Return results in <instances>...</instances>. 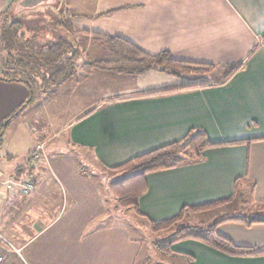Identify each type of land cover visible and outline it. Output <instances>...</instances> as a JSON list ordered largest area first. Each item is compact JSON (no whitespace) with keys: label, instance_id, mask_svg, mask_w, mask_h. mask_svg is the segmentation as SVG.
I'll return each mask as SVG.
<instances>
[{"label":"crops","instance_id":"1","mask_svg":"<svg viewBox=\"0 0 264 264\" xmlns=\"http://www.w3.org/2000/svg\"><path fill=\"white\" fill-rule=\"evenodd\" d=\"M47 9L55 15L51 19ZM7 10L14 12L11 21L24 12L35 13L21 23L30 28L25 26L26 41L37 53L60 39L54 30L62 29L64 20L86 37V49L98 55L97 60L106 59L108 51L93 42L94 32L121 36L150 54L168 51L176 59L213 64L214 69L242 65L223 86L153 97L141 95L216 79L141 87L128 84L120 75L124 73L89 66L90 60L83 57L71 79L47 92L36 85L33 99L26 84L0 78V127L18 110L11 120L30 119L23 113L61 87L78 89L83 68L98 85L95 94L85 86L78 95L91 98L90 104L51 137L37 142L45 149L49 140L68 133L67 149L45 153L31 166L37 178L34 189L28 194L19 187L0 190V213L4 211L6 218L9 213L2 206H20L17 253L23 264H139L141 241L130 227L116 222L125 210L111 186L121 180L112 182L102 171L85 170L92 163L83 150L101 169L112 172L134 156L182 140L194 128L204 129L215 143L240 142L207 149L201 162L146 174L147 191L139 198L140 213L134 209L135 213L149 224L173 217L184 206L232 198L221 209L237 199L244 208L248 200L251 210L245 214L264 220V0H0V24ZM40 21L55 24L54 30L35 32L31 23ZM5 57L0 41V77ZM15 121L6 124L1 136L0 151L4 149L8 158L12 155L6 145L17 132ZM25 125L30 134L36 133L35 126ZM1 164L0 180L28 174L19 173L27 163H6L4 168ZM251 211L256 212L254 218ZM226 216L237 214L222 217ZM216 229L236 244L264 247V221L228 220ZM171 248L193 256L191 262L184 259L186 264H264V255L232 256L192 238Z\"/></svg>","mask_w":264,"mask_h":264},{"label":"trees","instance_id":"2","mask_svg":"<svg viewBox=\"0 0 264 264\" xmlns=\"http://www.w3.org/2000/svg\"><path fill=\"white\" fill-rule=\"evenodd\" d=\"M1 17L0 41L2 53H5L6 56V68L0 77L1 79L18 81L26 84L30 90L29 98L33 99L35 98V91L37 89L35 84L31 81V76L34 74L39 76L41 71L46 72L45 74H40L43 77L42 86L40 87L43 92L51 91L52 88L50 89V86L55 88L74 76L77 59L82 58L83 55L79 56L78 54V56L75 57H71L70 55L65 59V54L69 52L68 49H74L72 52L75 51L78 53L80 49L78 48L79 46L74 48L75 46L73 43L67 42L66 44L64 42L62 44L63 46L58 44L41 53L34 52L27 44L26 32L23 26L19 25L17 22L11 21L12 18H14L13 10L3 12ZM67 24L71 27L70 22ZM93 41L99 42L107 48L108 57L103 60L87 61L86 63L102 71L142 75L152 69H158L159 71H166L178 77L185 75L187 77L195 76L196 78H203V76L209 74V72L216 67L209 63L176 59L168 51L150 54L121 36L94 32ZM68 45L69 47L67 48ZM241 67L242 65L230 68L222 66L221 68L225 69V73L221 78L212 82L189 84L178 88L151 91L141 96H162L181 91L194 90L199 87L223 86L230 81ZM17 112L5 120L0 127V144L6 124ZM238 142L240 141L215 143L210 140L208 133L204 129L194 128L191 129L182 140L174 141L134 156L127 162L112 168L113 171H121L120 173L122 176L121 181L113 182L111 186L118 197V204L121 207H133L140 213L139 198L147 191V185L144 180L146 174L201 162L205 159L204 153L207 149L218 145L234 144ZM32 169L33 167H28V164H26L22 169H19V173ZM231 199L232 198H227L184 206L173 217L161 221L150 220L149 225L154 231L166 230L169 228L173 229L175 237L169 244L170 249L173 243L192 238L232 256L264 255L263 246L236 244L228 237L218 233L216 229L219 223L228 220L243 221L248 224L264 221L259 218L251 219L248 215L226 216L217 219L212 224L200 226V228L204 230V234H194L187 231L188 229L198 227L197 225L185 226V223L183 224V222L188 219V215L210 210L218 205L229 202ZM170 251L180 255L183 259H186L187 262L193 260V256L190 254L176 253L172 249Z\"/></svg>","mask_w":264,"mask_h":264},{"label":"rangeland","instance_id":"3","mask_svg":"<svg viewBox=\"0 0 264 264\" xmlns=\"http://www.w3.org/2000/svg\"><path fill=\"white\" fill-rule=\"evenodd\" d=\"M46 12L48 15L47 17L51 19V15L55 16L54 13L51 11V9H47ZM35 15V13L30 12H24L22 15H19L14 22L19 23V25H22L21 22L25 23L26 18L29 16ZM22 20V21H21ZM63 26L62 29H56L55 24L53 23H45V21H40L38 23H31L32 27H35V32L42 33L45 30L50 31L54 30L55 33L58 34L60 39L57 37L53 39L50 44H54L53 47L56 45L63 46L62 44L65 42H71L75 46L74 48H77L78 46H83V49H79V52H72L74 49H68L69 52L65 54V59L68 58V56L71 55V57L83 55L84 60H90V61H96L97 59L95 57H98V55H94L91 53V50L86 49V37L77 33L72 27L68 26V22L62 20ZM23 26V25H22ZM27 29H30L27 24H25ZM23 26L24 30H27ZM22 29V30H23ZM54 33V34H55ZM66 35V38H65ZM28 37V35H27ZM94 42V41H93ZM95 44H101L99 42H95ZM85 46V47H84ZM65 47V46H64ZM69 45L67 46V48ZM66 48V47H65ZM79 48V47H78ZM71 50V52H70ZM104 52V51H103ZM14 53V52H13ZM15 54V53H14ZM82 60V58L77 59V62ZM87 62V61H86ZM149 72V71H148ZM45 71H41L40 74H45ZM225 73L224 69H213L209 72V74H206L203 76V78H196L195 76H185L178 77L174 74L168 73L166 71H159L158 69H152L150 73L145 74V76H139L138 75H127V74H120L123 76V78H126L128 84H131L132 82L134 84L141 85V87H152L154 85H171L173 84H184L186 82H191L193 80L196 81H206L209 78L210 79H219L223 76ZM39 74L31 76V81L37 85L38 89L42 86V80L43 77ZM95 74V73H94ZM190 77H192L190 80H188ZM78 79L82 82L81 85H79L78 89L74 88L75 85H67L66 87H61L60 89L56 90L54 94L51 93V97L44 98L40 103L36 105L33 109H28L25 113H23L22 117L30 116V119L25 120H18L14 119L15 125L17 127V132L15 135H12L10 139H8V143L6 145L8 152L10 151L11 157L8 158L6 156V152L4 149H1L0 151V164L10 163L13 167H16L20 164L27 163L28 167L33 166L35 161V158L33 157V154H40V156L44 157L45 153H49L50 155H53L52 153L60 152L69 147L68 144V133H63L61 135L55 136L52 140H49L45 145V149H39L37 142H40L44 140L43 136H46V139L51 137V135L58 131L60 128H62L64 125H66L74 115L79 113L84 107L88 105V102L90 104L91 98H79L78 95L82 92V89L85 86L92 87L93 94L97 92L96 81L97 78L93 75H90V72L87 71L86 68H83L81 71H79ZM141 78V79H140ZM196 78V79H193ZM88 84V85H86ZM95 84V85H94ZM49 87V86H48ZM182 87V86H181ZM50 89L53 87H49ZM63 88V89H62ZM178 88V87H177ZM70 89H74L72 92ZM170 89V88H168ZM163 90V89H162ZM10 120V121H14ZM26 121V122H25ZM24 123V124H23ZM25 123H30L31 125L35 126L36 133L30 134L27 126ZM34 138V140H33ZM33 140V141H32ZM32 141V143H31ZM31 144V145H30ZM31 146L29 150H25L26 146ZM37 146V147H36ZM44 146V145H43ZM31 151V152H30ZM41 151V152H40ZM52 152V153H51ZM84 156L86 161H90L94 167L88 162L90 166L85 167V170L90 171L92 168L93 171H97L100 173V171L104 172V175L108 176L109 181H114L116 179L122 180L121 171H104V169H101V167L96 163V160H94L93 156L90 152L84 151ZM43 154V155H42ZM39 157V158H41ZM34 161L31 163V161ZM31 171V170H30ZM30 171H26L29 173H32ZM97 173V174H98ZM34 174V173H33ZM36 175V174H34ZM107 176H105L107 178ZM37 179V178H36ZM56 192V191H55ZM115 199V198H114ZM118 201V200H117ZM242 201V200H241ZM239 199L234 201L233 204L230 205V207H225L221 209L218 205L209 211H203L201 213H194L188 215V219L183 222L185 226L187 225H197V228L188 229V232L194 233V234H204V230L200 228V226L203 225H209L215 222L217 219L221 218L224 215L229 214H237V215H246L248 210H251V204L248 200L245 201L246 206L243 208L242 202ZM244 201V200H243ZM17 207H15L16 209ZM121 208V207H120ZM230 208V209H228ZM8 211L9 215L6 218L5 214L2 211L0 213V250L5 258L4 264H23L22 258L17 253V250H19L20 247V241L19 238V229H20V206L13 210V205L8 206L5 208V206H2V210ZM125 210L124 215H119L118 218H116V222L123 223L130 227L131 232L133 233L134 237L139 239L142 244V259L139 264H186L185 260L181 258L180 255H177L170 251V242L174 239L175 233L172 228L166 229V230H159L154 231L151 229L150 225L147 224V221L144 220L142 217H139L136 213L133 207H124L122 208ZM17 213V214H16ZM256 212H252L250 216L252 218L255 217ZM126 222V223H124ZM183 232V231H182ZM20 253V252H19ZM18 254V257H17ZM144 256H147V260L144 259Z\"/></svg>","mask_w":264,"mask_h":264},{"label":"built area","instance_id":"4","mask_svg":"<svg viewBox=\"0 0 264 264\" xmlns=\"http://www.w3.org/2000/svg\"><path fill=\"white\" fill-rule=\"evenodd\" d=\"M38 151L39 149H43V145H38ZM41 152V151H40ZM40 154H33L32 158H35L34 160L39 159ZM32 162H34L32 160ZM35 181H36V176L33 173H28L23 179H18L15 176H11L10 178L6 180H0V190L1 189H6V190H12L14 187H19L21 191L25 194L30 193L34 187H35ZM17 252H20V249L17 250ZM5 257L3 254H0V264H4Z\"/></svg>","mask_w":264,"mask_h":264}]
</instances>
